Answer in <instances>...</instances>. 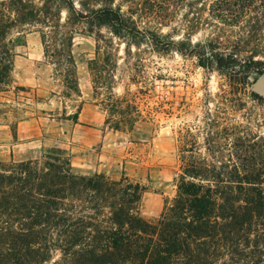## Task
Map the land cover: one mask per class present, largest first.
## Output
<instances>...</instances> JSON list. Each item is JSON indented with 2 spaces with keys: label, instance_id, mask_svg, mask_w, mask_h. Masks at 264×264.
<instances>
[{
  "label": "trees",
  "instance_id": "16d2710c",
  "mask_svg": "<svg viewBox=\"0 0 264 264\" xmlns=\"http://www.w3.org/2000/svg\"><path fill=\"white\" fill-rule=\"evenodd\" d=\"M198 3L0 0V94L9 85L15 45L26 26L45 27L47 47L59 42L58 54L72 63L68 28L84 21L108 29L129 52L143 45L169 52L175 41L163 32L165 23L175 18L174 9ZM208 5L212 19L241 29L236 53L215 52L209 39L189 41L191 54L204 68L234 71L241 84L252 87L249 79L264 74V61L249 51L250 43L264 39V0ZM130 111L127 104L121 112ZM235 139L228 157L211 155L227 157L220 165L190 150L183 153L177 194L156 224L140 215L146 190L139 183L77 174L61 149L41 163L0 162V264H264V135Z\"/></svg>",
  "mask_w": 264,
  "mask_h": 264
},
{
  "label": "rangeland",
  "instance_id": "374dc122",
  "mask_svg": "<svg viewBox=\"0 0 264 264\" xmlns=\"http://www.w3.org/2000/svg\"><path fill=\"white\" fill-rule=\"evenodd\" d=\"M209 2L174 9L175 18L163 27L175 41L169 52L149 45L129 52L108 29L84 21L68 28L72 63L58 54L59 42L47 47L45 27H24L0 94V162L41 163L61 149L77 174L139 183L146 190L140 215L158 223L177 194L185 151L220 165L236 137L264 135V96L241 84L234 71L204 68L191 54L189 41L209 39L215 52L236 53L241 29L212 19ZM249 51L264 61V39L250 43ZM127 104L128 115L121 112ZM29 121L34 125L25 126Z\"/></svg>",
  "mask_w": 264,
  "mask_h": 264
},
{
  "label": "water",
  "instance_id": "95a60500",
  "mask_svg": "<svg viewBox=\"0 0 264 264\" xmlns=\"http://www.w3.org/2000/svg\"><path fill=\"white\" fill-rule=\"evenodd\" d=\"M254 90L264 96V74L254 84Z\"/></svg>",
  "mask_w": 264,
  "mask_h": 264
},
{
  "label": "crops",
  "instance_id": "0c3cea01",
  "mask_svg": "<svg viewBox=\"0 0 264 264\" xmlns=\"http://www.w3.org/2000/svg\"><path fill=\"white\" fill-rule=\"evenodd\" d=\"M34 125V123L32 121H29V122H25V126H32ZM32 132V131H31ZM39 132L35 133V135L33 134V136H38ZM36 141H33V142H30L29 146H33V143H35ZM31 148V147H30Z\"/></svg>",
  "mask_w": 264,
  "mask_h": 264
}]
</instances>
